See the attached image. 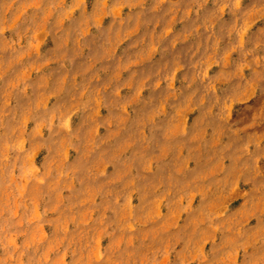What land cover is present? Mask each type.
<instances>
[{
  "label": "rangeland",
  "instance_id": "rangeland-1",
  "mask_svg": "<svg viewBox=\"0 0 264 264\" xmlns=\"http://www.w3.org/2000/svg\"><path fill=\"white\" fill-rule=\"evenodd\" d=\"M0 264H264V0H0Z\"/></svg>",
  "mask_w": 264,
  "mask_h": 264
}]
</instances>
